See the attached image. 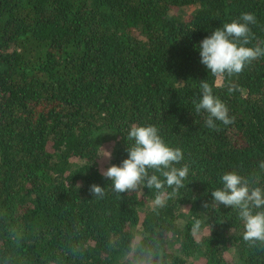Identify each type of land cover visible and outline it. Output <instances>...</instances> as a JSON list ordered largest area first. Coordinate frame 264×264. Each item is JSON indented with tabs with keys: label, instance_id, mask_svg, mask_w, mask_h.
I'll use <instances>...</instances> for the list:
<instances>
[{
	"label": "trees",
	"instance_id": "16d2710c",
	"mask_svg": "<svg viewBox=\"0 0 264 264\" xmlns=\"http://www.w3.org/2000/svg\"><path fill=\"white\" fill-rule=\"evenodd\" d=\"M245 12L264 42V0H0V264H264L211 195L226 171L264 185V57L215 76L197 48ZM201 80L231 124L205 126ZM142 123L183 150V188L103 176Z\"/></svg>",
	"mask_w": 264,
	"mask_h": 264
},
{
	"label": "clouds",
	"instance_id": "9594fccd",
	"mask_svg": "<svg viewBox=\"0 0 264 264\" xmlns=\"http://www.w3.org/2000/svg\"><path fill=\"white\" fill-rule=\"evenodd\" d=\"M255 22L253 13H242L199 42L200 63L208 72L215 76H233L241 73L252 61L264 57V42L250 43V25ZM199 89L198 99L193 103L197 113L207 114L205 126L216 128L217 121L231 124L234 118L229 107L214 94L209 83L201 80ZM228 91H233V87L229 86ZM126 139L131 142L127 144V157L119 164H111L103 172L115 191L135 189L141 183L156 189L167 186L173 191L184 187L190 165L182 163L185 159L183 150L166 142L156 125L133 124L127 130ZM97 156L110 159L111 152L103 150ZM261 167L264 168V164ZM219 184L211 194L213 206L235 209L243 222V239L250 244L264 242V185H254L235 170L224 172ZM90 192L96 196L103 195L102 187L97 184L90 186ZM157 203L162 204L163 201L157 200Z\"/></svg>",
	"mask_w": 264,
	"mask_h": 264
},
{
	"label": "rangeland",
	"instance_id": "374dc122",
	"mask_svg": "<svg viewBox=\"0 0 264 264\" xmlns=\"http://www.w3.org/2000/svg\"><path fill=\"white\" fill-rule=\"evenodd\" d=\"M137 188H138V186H137Z\"/></svg>",
	"mask_w": 264,
	"mask_h": 264
}]
</instances>
